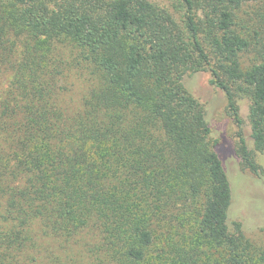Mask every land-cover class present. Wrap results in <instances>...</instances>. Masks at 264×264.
Instances as JSON below:
<instances>
[{"label":"trees","instance_id":"16d2710c","mask_svg":"<svg viewBox=\"0 0 264 264\" xmlns=\"http://www.w3.org/2000/svg\"><path fill=\"white\" fill-rule=\"evenodd\" d=\"M199 73L259 175L264 0H0V264H25L39 233L57 264H264L227 219L221 138L183 83Z\"/></svg>","mask_w":264,"mask_h":264},{"label":"rangeland","instance_id":"374dc122","mask_svg":"<svg viewBox=\"0 0 264 264\" xmlns=\"http://www.w3.org/2000/svg\"><path fill=\"white\" fill-rule=\"evenodd\" d=\"M153 1L162 2V0ZM70 83L71 91L66 93L64 102L69 109L76 110L83 97L84 84L76 74L70 78ZM183 83L187 90L204 104L214 136L221 138L217 152L229 180L232 199L227 219L230 217V221H240L247 236L257 245H264V156L258 152L254 156L256 164L260 167L259 175L247 168L243 169L241 160L234 152L238 142L237 128L226 110L224 95L209 84L208 74L187 75ZM5 86L6 82L2 80L0 90ZM248 105L246 99L239 101L240 116L245 121L246 137H248L246 124ZM37 241L38 248L35 247L27 252L25 264H57L66 261L64 255L66 251L61 252L59 243L55 240L50 237L42 238L39 233ZM77 253L71 251L69 254L73 256Z\"/></svg>","mask_w":264,"mask_h":264}]
</instances>
